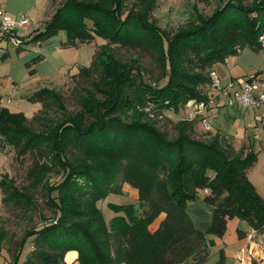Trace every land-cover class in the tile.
Instances as JSON below:
<instances>
[{"label": "trees", "instance_id": "trees-1", "mask_svg": "<svg viewBox=\"0 0 264 264\" xmlns=\"http://www.w3.org/2000/svg\"><path fill=\"white\" fill-rule=\"evenodd\" d=\"M49 2L58 7L30 41L42 43L64 31L68 46L91 44L97 37L107 44L76 75L81 110L67 112L60 93L40 89L28 100L42 105V117L57 107L62 118H45L42 130L35 131L23 112L0 108V151L14 150L17 164L33 160L27 184L19 187L8 175L0 182L3 203L32 221L11 264H67L69 251L78 252L79 264H206L213 238H222L233 219L264 241V196L249 179L258 153L248 146L236 150L233 138L217 129L196 136L206 113H199L200 121L180 120L172 138L150 117L179 113L192 101L208 108L219 98L212 93L215 66L246 48L263 50L264 0L249 6L228 0L174 35L150 21L157 0ZM112 45L155 51L161 78L152 83L137 61L116 58ZM41 59L27 64L32 75ZM125 185L137 191L138 204H110L117 215L108 225L98 203L123 195ZM200 191L214 206L207 232L187 210ZM238 234L247 237L240 229ZM6 237L1 229L0 246ZM30 240L34 249L20 263ZM216 264H227L224 250Z\"/></svg>", "mask_w": 264, "mask_h": 264}, {"label": "rangeland", "instance_id": "rangeland-1", "mask_svg": "<svg viewBox=\"0 0 264 264\" xmlns=\"http://www.w3.org/2000/svg\"><path fill=\"white\" fill-rule=\"evenodd\" d=\"M46 1L10 0L8 6L10 10L16 12L15 15H12L8 11L4 0H0L1 11L6 12L12 17L20 18L25 16L30 22L27 28L19 29L17 33L18 36L25 37L21 52H18L16 46L10 42V36L0 30V101L6 102L10 99L11 104L7 109L11 113L23 112L29 119L28 126L35 131L42 130L45 118L48 120L60 119L62 118V113L56 110L57 107H54L53 111L48 113L47 116L44 115L42 117V105L31 103L28 98L36 91L47 88L57 91L64 97V105L68 109L67 112L81 110L80 97L83 92L76 82V75L81 68H89L94 62L96 54L99 53L103 45L107 44V41L97 37L91 44L79 45L77 47L68 46L67 36L64 31L59 32L42 43L30 41V38L43 31L46 23L51 19L52 14L58 7V4L52 2L46 4ZM227 1L210 0L208 3L201 2L200 0H157L155 9L151 13L150 21H154L161 30L169 35H174L180 28L188 27L192 22L198 23L199 18L210 17L218 8L224 6ZM254 1L244 0V3L249 6ZM112 49L115 57L123 63H131L133 60L137 61L142 68L144 76L152 83L155 84L161 78L162 69L160 68V62L155 51L121 45H112ZM248 52L247 50L245 53L247 54ZM5 55L7 56L5 57ZM261 55L264 56V52ZM36 57H41L42 59L35 64L36 73L32 75L27 64L31 63ZM230 58L233 59L234 56ZM262 60L259 64L261 67H264V59ZM222 65H225V63H219L215 66L216 69H220L219 73L223 71V67H219ZM94 75H96V71ZM223 77L225 78V76ZM166 82L167 79H164L159 84L164 85ZM214 89L212 93L215 95L222 94V91ZM218 100L219 98L213 102L215 103ZM222 105H226L224 101ZM217 106L215 103L214 105L212 104L211 109L207 108L205 110L204 113L207 115H205L206 117L203 121H200L201 117L199 113L201 111L197 110L196 106L189 105L181 108L179 113L165 111L161 116L155 113L151 114L150 117L156 120L159 128L166 131L170 138L175 136L174 127L180 120L197 119L200 123L196 128V136H202L207 132H216L212 125L216 120L214 118L217 117ZM225 113L229 115L227 111ZM225 119L219 122L223 124ZM205 121L208 123V126L205 124ZM225 129H230L229 124L226 125ZM234 144L236 150H239L243 146L238 145L236 142ZM14 155L15 151L11 148H7L6 151H0V182L3 176L8 175L7 179L13 178L16 184L22 187L27 184V172L33 160L32 157H28L25 163L17 164L14 161ZM262 171L261 168H258L256 173L258 178H261L259 175ZM254 179L257 182V178L255 177ZM56 181L57 179L53 180V182ZM124 189L123 195H109L105 200L98 203L108 225L116 215L115 210L110 207V204H138L136 190L129 185L124 186ZM3 197L4 194L0 188V230L4 229L7 232V237L0 246V263L11 264L12 255L26 230L32 227V221L24 218L19 211L13 209L11 206L3 203ZM205 197L206 192L200 191L197 199L188 203L187 210L196 227L199 230L207 232L213 220L214 206L205 202ZM39 200L42 203L43 198L40 197ZM45 213H48V211H45ZM38 220L39 216L35 215V222ZM33 249V243L30 240L22 254L20 263L26 260L28 254ZM216 252L212 251L210 253V258L206 264L217 263L219 256Z\"/></svg>", "mask_w": 264, "mask_h": 264}, {"label": "crops", "instance_id": "crops-1", "mask_svg": "<svg viewBox=\"0 0 264 264\" xmlns=\"http://www.w3.org/2000/svg\"><path fill=\"white\" fill-rule=\"evenodd\" d=\"M9 1L10 0H4V3L7 4L6 6L10 14L15 15L16 12L10 10L8 6ZM247 50L249 52L246 54L245 52ZM263 52L264 50L255 52L252 49L246 48L240 52V54L234 56L233 59L228 58L225 65L219 66L220 68L223 67V71L219 73L220 69L214 68V72L222 81L223 86H227L230 81L240 77L257 73L264 74V67H261L259 64L263 61L262 59H264V56L261 55ZM6 56L7 55H5V57ZM223 76H225V78ZM228 97L230 98L229 94H225L220 96L219 100L215 102L218 105L217 117L214 118L216 120L213 122L212 127L214 130H220L226 135L231 136L238 145L248 146L258 153V162L250 171L249 179L255 186L258 194L264 196V105L255 109L228 106ZM9 100L10 99L6 102L0 101V108H7L11 104H8ZM223 101L224 104H226L224 106L222 105ZM215 103L211 102L208 108L211 109L210 107ZM225 111H227L229 115L225 113ZM224 118L226 119L223 124L220 123L219 121H222ZM227 124L230 126L229 130L225 129ZM258 168L263 170L259 175L261 178H258L256 175ZM255 177L257 178V182L254 179ZM160 220L161 219L153 224L151 229H156L159 226ZM239 229L247 232L246 238H239ZM213 239H215V246L210 249V252L217 251L216 253L219 256L220 251L224 250L227 264H264L263 237L256 235L253 230L239 219L229 221L227 232L222 238L216 237ZM77 259L78 252L71 251L65 255V262L67 264H79Z\"/></svg>", "mask_w": 264, "mask_h": 264}, {"label": "built area", "instance_id": "built-area-1", "mask_svg": "<svg viewBox=\"0 0 264 264\" xmlns=\"http://www.w3.org/2000/svg\"><path fill=\"white\" fill-rule=\"evenodd\" d=\"M30 25L25 16L20 18L12 17L4 11L0 10V30L6 35L10 36V42H12L16 48L23 47L24 38L18 36L19 29L27 28ZM259 42L262 44L264 50V34L261 35ZM214 88L222 91V94H218L219 97L225 94H231L228 105L239 106L246 109H255L264 105V74H252L245 77H240L236 80L230 81L227 86L222 85V81L216 75L212 73ZM11 101H8L10 104ZM189 106H196L197 110L205 112L207 109L204 103H196L194 101L189 103ZM200 112V113H201ZM208 126V123L205 121Z\"/></svg>", "mask_w": 264, "mask_h": 264}]
</instances>
